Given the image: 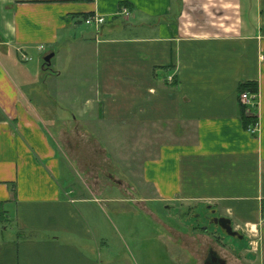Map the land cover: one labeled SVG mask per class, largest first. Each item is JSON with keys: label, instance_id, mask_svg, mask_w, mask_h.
<instances>
[{"label": "crops", "instance_id": "obj_1", "mask_svg": "<svg viewBox=\"0 0 264 264\" xmlns=\"http://www.w3.org/2000/svg\"><path fill=\"white\" fill-rule=\"evenodd\" d=\"M223 7L234 22L202 33L181 0H0V264H104L105 207L153 203L211 207L244 236L234 264H264V0ZM86 145L116 184L88 180ZM156 215L172 258L200 264Z\"/></svg>", "mask_w": 264, "mask_h": 264}, {"label": "rangeland", "instance_id": "obj_2", "mask_svg": "<svg viewBox=\"0 0 264 264\" xmlns=\"http://www.w3.org/2000/svg\"><path fill=\"white\" fill-rule=\"evenodd\" d=\"M228 0H181V5L187 8V14L182 19L186 23H197L196 27H192L196 32L206 33L211 31H217L218 27L216 25L211 26V24H222V23H233L234 16L232 14V9H229V18L223 6H226ZM234 2V0H229ZM184 9L181 7V12ZM190 28V27H189ZM66 56L65 61L70 57L71 53L67 52L64 54L62 51V56ZM75 57V55H72ZM50 66L51 71L54 69H59L60 65L56 61ZM60 62V59H58ZM65 64V62H63ZM67 71L72 70H83L92 71V61L85 62L84 64L70 63L65 64ZM170 81H172L170 79ZM150 138L155 139L157 135L156 128L149 129ZM150 139V141H152ZM155 141V140H154ZM83 152V157H85V162L83 163L84 170H86L87 178L90 180L92 177H101L102 182L114 183L113 180L107 178L109 171L110 173H115V169L105 168L103 165H98V155L93 150L91 145L85 146ZM95 166V167H94ZM97 167V168H96ZM100 169V171H99ZM95 172V174H94ZM117 179L123 180L122 182H128L127 179L123 178L120 173L116 170ZM93 179V178H92ZM91 179V183H92ZM97 180V179H96ZM118 181V180H116ZM95 182V181H94ZM102 205V204H101ZM149 212L135 213L133 211L126 210L125 208L117 207V214L108 211L105 207V223L102 226L105 227V232L107 233L108 241L107 250L105 247L103 253L104 264L107 263L108 258L113 260L114 264H180L176 261V256L174 255L175 261L173 260L170 252L177 246L173 243L167 246V239L162 238L163 226L158 222L156 214L158 213L159 219L166 223V228L171 230L172 226L180 228L182 232L192 231L194 239H186L181 236V245L187 248H192L197 254V262L204 264L207 262L206 258H209L208 251L212 247V250L217 251L225 260V263L234 264L236 261L232 258V252H235V248L238 249L237 245H241L244 240L232 239L228 236H223L220 232H215V228L209 229V219L207 218L210 212L205 209H195L191 211L194 213L188 218L185 217V210L176 211V208L171 210L166 209L163 204H148ZM104 209V206L102 207ZM127 211V212H126ZM191 217V218H190ZM202 229L208 228V232H203ZM211 230V231H210ZM195 232V233H193ZM208 236H206L205 234ZM166 240V243H165ZM165 243V244H164ZM168 247V248H167ZM108 251L110 255L108 254ZM109 255L108 256H106ZM188 258V255H185ZM218 259V258H217ZM206 260V261H205Z\"/></svg>", "mask_w": 264, "mask_h": 264}, {"label": "water", "instance_id": "obj_3", "mask_svg": "<svg viewBox=\"0 0 264 264\" xmlns=\"http://www.w3.org/2000/svg\"><path fill=\"white\" fill-rule=\"evenodd\" d=\"M52 58V55L46 58V62H50ZM208 210L210 211L209 216L207 217L211 221V225L214 226L215 230H220L221 233L224 235L232 238V239H238V240H244V236L237 230H235L232 221L229 218L226 217H216L215 211H212L211 207H208ZM216 264H225L224 261H214Z\"/></svg>", "mask_w": 264, "mask_h": 264}, {"label": "built area", "instance_id": "obj_4", "mask_svg": "<svg viewBox=\"0 0 264 264\" xmlns=\"http://www.w3.org/2000/svg\"><path fill=\"white\" fill-rule=\"evenodd\" d=\"M123 13L128 14L127 10H124ZM86 23L88 25H95L97 28H100L103 24H105V19L102 17L94 16V17L88 18ZM40 50H44V47H41ZM23 59L28 60L27 56H25V55L23 56ZM256 96L257 95H251L249 93L242 95V97H241L242 102L245 105V107L247 108V111L248 110L252 111V109L256 107L257 102H258V99H257L258 96L257 97ZM258 124H259V122L257 121L255 128L250 130L251 133H253V134L256 133V130L259 126Z\"/></svg>", "mask_w": 264, "mask_h": 264}, {"label": "trees", "instance_id": "obj_5", "mask_svg": "<svg viewBox=\"0 0 264 264\" xmlns=\"http://www.w3.org/2000/svg\"><path fill=\"white\" fill-rule=\"evenodd\" d=\"M127 4L126 3H123V5L122 6H126ZM243 91H250V92H252V93H257L258 92V87L257 86H255V85H252V84H248V85H246L243 89H242ZM244 118H245V116H244ZM246 120V119H245Z\"/></svg>", "mask_w": 264, "mask_h": 264}, {"label": "flooded vegetation", "instance_id": "obj_6", "mask_svg": "<svg viewBox=\"0 0 264 264\" xmlns=\"http://www.w3.org/2000/svg\"><path fill=\"white\" fill-rule=\"evenodd\" d=\"M209 224L211 223V221L209 220V222H208ZM214 226L213 225H209V229L210 228H213ZM200 229L203 231V232H208V228H206V229H202L201 227H200ZM211 231V230H210ZM217 232H220V230H218ZM221 234H223V233H221ZM212 252V248H210L209 249V253H211ZM213 256H215V255H213L212 253L210 254V257L212 258Z\"/></svg>", "mask_w": 264, "mask_h": 264}]
</instances>
